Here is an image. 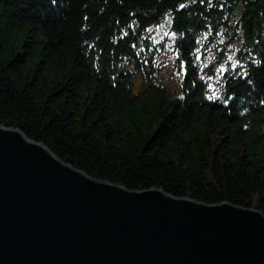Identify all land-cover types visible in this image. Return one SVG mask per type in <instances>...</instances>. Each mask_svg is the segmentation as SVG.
Listing matches in <instances>:
<instances>
[{
	"label": "trees",
	"instance_id": "obj_1",
	"mask_svg": "<svg viewBox=\"0 0 264 264\" xmlns=\"http://www.w3.org/2000/svg\"><path fill=\"white\" fill-rule=\"evenodd\" d=\"M0 124L97 179L264 213V0H0Z\"/></svg>",
	"mask_w": 264,
	"mask_h": 264
},
{
	"label": "water",
	"instance_id": "obj_2",
	"mask_svg": "<svg viewBox=\"0 0 264 264\" xmlns=\"http://www.w3.org/2000/svg\"><path fill=\"white\" fill-rule=\"evenodd\" d=\"M0 264H264V213L97 179L0 124Z\"/></svg>",
	"mask_w": 264,
	"mask_h": 264
},
{
	"label": "rangeland",
	"instance_id": "obj_3",
	"mask_svg": "<svg viewBox=\"0 0 264 264\" xmlns=\"http://www.w3.org/2000/svg\"><path fill=\"white\" fill-rule=\"evenodd\" d=\"M172 36L173 34L169 28L168 20L155 26V41L163 38L167 39L165 51H163L159 57L160 63L162 64V70L158 72V78H163L164 84H166L170 90L175 91L179 83V78H174L172 75L174 63L172 54Z\"/></svg>",
	"mask_w": 264,
	"mask_h": 264
}]
</instances>
